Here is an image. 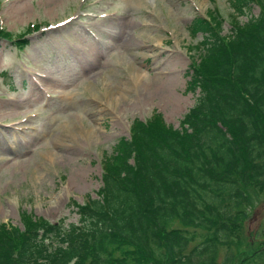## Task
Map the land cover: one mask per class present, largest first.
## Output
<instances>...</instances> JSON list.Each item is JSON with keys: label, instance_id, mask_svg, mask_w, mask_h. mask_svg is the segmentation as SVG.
<instances>
[{"label": "rangeland", "instance_id": "374dc122", "mask_svg": "<svg viewBox=\"0 0 264 264\" xmlns=\"http://www.w3.org/2000/svg\"><path fill=\"white\" fill-rule=\"evenodd\" d=\"M261 6L0 0V225L76 223L80 204L99 196L107 163L132 139L135 120L182 131L181 119L199 96L191 81L205 60L204 42L212 31L231 35ZM247 191L246 214L230 232L232 264H264V191ZM209 217L187 228L196 236L192 246L217 229Z\"/></svg>", "mask_w": 264, "mask_h": 264}, {"label": "trees", "instance_id": "16d2710c", "mask_svg": "<svg viewBox=\"0 0 264 264\" xmlns=\"http://www.w3.org/2000/svg\"><path fill=\"white\" fill-rule=\"evenodd\" d=\"M260 1L257 16L226 37L212 31L204 42L205 60L191 81L199 96L181 119L183 130L135 120L132 139L107 163L99 196L80 204L78 221L38 219L24 230L1 224L0 264L233 263L230 232L246 214L247 190L264 191ZM205 216L217 229L192 246L196 236L187 228L200 227Z\"/></svg>", "mask_w": 264, "mask_h": 264}, {"label": "bare ground", "instance_id": "6f19581e", "mask_svg": "<svg viewBox=\"0 0 264 264\" xmlns=\"http://www.w3.org/2000/svg\"><path fill=\"white\" fill-rule=\"evenodd\" d=\"M59 0H48V4L51 6H55ZM26 8H22L25 11Z\"/></svg>", "mask_w": 264, "mask_h": 264}]
</instances>
